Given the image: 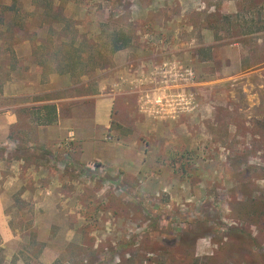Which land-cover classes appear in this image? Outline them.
<instances>
[{"label":"rangeland","instance_id":"374dc122","mask_svg":"<svg viewBox=\"0 0 264 264\" xmlns=\"http://www.w3.org/2000/svg\"><path fill=\"white\" fill-rule=\"evenodd\" d=\"M116 31L132 43L112 54ZM115 94L139 177L82 161ZM46 104L74 140L39 141ZM14 105L0 264H264V0H0V114Z\"/></svg>","mask_w":264,"mask_h":264},{"label":"crops","instance_id":"0c3cea01","mask_svg":"<svg viewBox=\"0 0 264 264\" xmlns=\"http://www.w3.org/2000/svg\"><path fill=\"white\" fill-rule=\"evenodd\" d=\"M150 62L147 67L150 68ZM163 84H150L148 97H154L156 103L165 95L162 92ZM6 90V88H5ZM150 90V91H149ZM6 91L4 94L6 95ZM115 95H99L95 98L94 121L91 136L87 141L78 140L83 153L82 161L88 164H99V166L110 175L114 176L123 172L129 177H139L145 167L147 153L137 144H127L122 140L113 139L112 129L113 107L115 105ZM51 105V104H46ZM45 106V105H43ZM17 105L4 107L0 114V143H5L11 134V129L18 123ZM58 122L50 126H39L44 131L45 136L41 143L58 142L62 139L71 138L74 134L70 132L67 124L60 118V107L58 105ZM160 108L157 112L160 113ZM74 140V138H71ZM4 197L0 194V231L3 233L11 231L6 222ZM7 226V228H6Z\"/></svg>","mask_w":264,"mask_h":264},{"label":"trees","instance_id":"16d2710c","mask_svg":"<svg viewBox=\"0 0 264 264\" xmlns=\"http://www.w3.org/2000/svg\"><path fill=\"white\" fill-rule=\"evenodd\" d=\"M132 43V38L127 33L123 31H116L111 34V38L109 40V50L112 54L117 52L126 50L130 47ZM41 109L45 112L43 115L41 114L38 117L37 124L39 126H50L57 123L58 118V108L57 105H45L41 107ZM0 153H5V150L0 149ZM99 165V164H97ZM191 235H187L186 237H190Z\"/></svg>","mask_w":264,"mask_h":264},{"label":"built area","instance_id":"2783aa9c","mask_svg":"<svg viewBox=\"0 0 264 264\" xmlns=\"http://www.w3.org/2000/svg\"><path fill=\"white\" fill-rule=\"evenodd\" d=\"M187 75H188L190 78H192V76H193V72H192V70H188V71H187ZM164 98H165V96L162 97V99H160V100L157 102L158 107H160L161 104L164 103V102H163V101H164ZM70 137L73 138V137H74V134H72Z\"/></svg>","mask_w":264,"mask_h":264}]
</instances>
